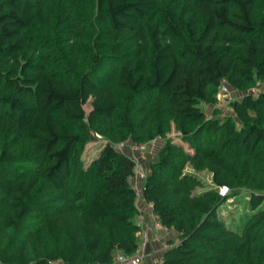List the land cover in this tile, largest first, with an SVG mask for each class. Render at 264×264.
Returning <instances> with one entry per match:
<instances>
[{
	"label": "trees",
	"instance_id": "16d2710c",
	"mask_svg": "<svg viewBox=\"0 0 264 264\" xmlns=\"http://www.w3.org/2000/svg\"><path fill=\"white\" fill-rule=\"evenodd\" d=\"M263 84L264 0H0V264H110L150 203L162 264H264Z\"/></svg>",
	"mask_w": 264,
	"mask_h": 264
},
{
	"label": "built area",
	"instance_id": "2783aa9c",
	"mask_svg": "<svg viewBox=\"0 0 264 264\" xmlns=\"http://www.w3.org/2000/svg\"><path fill=\"white\" fill-rule=\"evenodd\" d=\"M261 87V86H260ZM264 88V84L262 85ZM260 88L255 87L253 91H258ZM218 102L216 104L217 107H225L228 102V98H232L230 96V89L228 85L226 84L225 81H223L220 84L219 87V95H218ZM97 136H100L97 134ZM125 143L121 142L117 144V147L119 149H124ZM152 145L146 144V143H133L130 145V152L134 157L135 160V174H134V179L136 181V184L134 185L136 190H137V195H138V200L137 203L140 199L141 195V187L143 184V181L147 177L149 173V168L148 166L142 161V157L146 155L150 151ZM141 183V184H140ZM227 188H222V193L227 192ZM152 209L153 205L150 203L149 205ZM141 209V208H140ZM142 210V209H141ZM151 221L153 222V228L157 230H168L166 226L162 225L158 215L155 212H151ZM150 229L149 227H141L140 232H139V244L135 250V252L131 255H127L121 252H118L114 255L113 261L110 264H146V257L148 256V245L150 242ZM177 241L175 242V244ZM171 246V243H164L162 248H161V255L162 252L166 249H168ZM55 264H63L60 261H56ZM93 264H99V263H93ZM153 264H162V259L161 256L157 257Z\"/></svg>",
	"mask_w": 264,
	"mask_h": 264
},
{
	"label": "rangeland",
	"instance_id": "374dc122",
	"mask_svg": "<svg viewBox=\"0 0 264 264\" xmlns=\"http://www.w3.org/2000/svg\"><path fill=\"white\" fill-rule=\"evenodd\" d=\"M239 93L235 92L234 90L230 91L231 97L238 96ZM86 108L89 109V104L86 105ZM170 135H174V132H172ZM105 138L102 136H97L95 138H92V140L86 145L84 153H83V159L86 164L90 162L94 157L97 156L100 149L103 147V144L105 143ZM179 141V140H178ZM163 140L158 139L156 141H153L151 143V148L149 151V157H153L155 153L157 152V149L160 145H162ZM204 177L207 179V181L210 179L209 175L204 173ZM208 183V182H207ZM199 189V188H198ZM248 197L247 192L243 191L235 198H230L225 202L220 208H219V215L223 218V220L230 225L232 221L237 220V218L240 217L241 212L245 209ZM161 256V254H160ZM153 264V261L152 263Z\"/></svg>",
	"mask_w": 264,
	"mask_h": 264
},
{
	"label": "crops",
	"instance_id": "0c3cea01",
	"mask_svg": "<svg viewBox=\"0 0 264 264\" xmlns=\"http://www.w3.org/2000/svg\"><path fill=\"white\" fill-rule=\"evenodd\" d=\"M141 184V183H140ZM151 207H145L141 210L139 216L137 217V221L141 227H149L150 229V242L147 248L148 256L146 257V264H151L152 261L160 256L161 248L163 244L169 243L172 240H176L178 238V233L173 230H157L153 228V222L151 221Z\"/></svg>",
	"mask_w": 264,
	"mask_h": 264
}]
</instances>
